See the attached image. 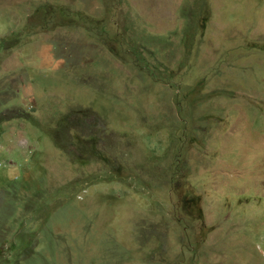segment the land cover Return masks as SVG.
<instances>
[{"label": "rangeland", "instance_id": "1", "mask_svg": "<svg viewBox=\"0 0 264 264\" xmlns=\"http://www.w3.org/2000/svg\"><path fill=\"white\" fill-rule=\"evenodd\" d=\"M0 264H264V0H0Z\"/></svg>", "mask_w": 264, "mask_h": 264}]
</instances>
